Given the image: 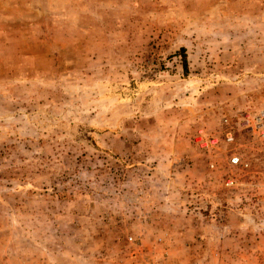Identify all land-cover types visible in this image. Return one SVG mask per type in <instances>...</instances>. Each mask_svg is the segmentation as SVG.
I'll use <instances>...</instances> for the list:
<instances>
[{
    "label": "rangeland",
    "instance_id": "374dc122",
    "mask_svg": "<svg viewBox=\"0 0 264 264\" xmlns=\"http://www.w3.org/2000/svg\"><path fill=\"white\" fill-rule=\"evenodd\" d=\"M262 109L264 0H0V264H264Z\"/></svg>",
    "mask_w": 264,
    "mask_h": 264
},
{
    "label": "built area",
    "instance_id": "2783aa9c",
    "mask_svg": "<svg viewBox=\"0 0 264 264\" xmlns=\"http://www.w3.org/2000/svg\"><path fill=\"white\" fill-rule=\"evenodd\" d=\"M242 131L252 135L258 143L264 146V109L257 112H248L242 116ZM224 137L229 144H233L235 141L234 127L232 126L229 119H224ZM202 133V131L200 132ZM229 164L235 168H241L242 170H247L250 168V163L239 156L237 153H233L230 156ZM214 168V165H211ZM130 242L133 238L129 239Z\"/></svg>",
    "mask_w": 264,
    "mask_h": 264
},
{
    "label": "trees",
    "instance_id": "16d2710c",
    "mask_svg": "<svg viewBox=\"0 0 264 264\" xmlns=\"http://www.w3.org/2000/svg\"><path fill=\"white\" fill-rule=\"evenodd\" d=\"M178 54L182 57L183 68L185 72H187L188 71V60H187L186 50L182 48L180 52H178Z\"/></svg>",
    "mask_w": 264,
    "mask_h": 264
}]
</instances>
